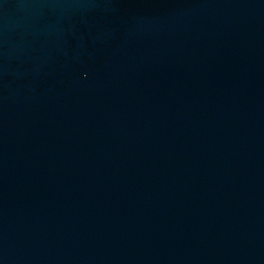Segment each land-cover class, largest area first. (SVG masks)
I'll use <instances>...</instances> for the list:
<instances>
[{
    "label": "water",
    "instance_id": "1",
    "mask_svg": "<svg viewBox=\"0 0 264 264\" xmlns=\"http://www.w3.org/2000/svg\"><path fill=\"white\" fill-rule=\"evenodd\" d=\"M0 264H264V0H0Z\"/></svg>",
    "mask_w": 264,
    "mask_h": 264
}]
</instances>
